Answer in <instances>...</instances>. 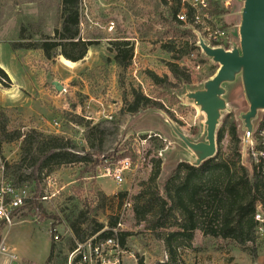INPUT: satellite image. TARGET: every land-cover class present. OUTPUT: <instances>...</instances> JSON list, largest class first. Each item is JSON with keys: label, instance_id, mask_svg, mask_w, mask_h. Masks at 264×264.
<instances>
[{"label": "rangeland", "instance_id": "374dc122", "mask_svg": "<svg viewBox=\"0 0 264 264\" xmlns=\"http://www.w3.org/2000/svg\"><path fill=\"white\" fill-rule=\"evenodd\" d=\"M209 1L216 20L215 29L224 31L223 42L228 41L229 46L238 45L242 1ZM58 11L59 0H0V38L18 40L22 26L24 34L29 35L31 41L38 40L40 33L52 35L54 27H58ZM168 12L161 0H82L81 33L97 41V44L90 46L85 58L70 63L61 55L46 59L36 50L16 51L24 68L31 71L42 89L29 90L34 95L37 112L26 113L18 107L5 110L12 126H32L44 132L73 137L80 153L88 150L83 129L70 123L65 112H74L101 124L110 135H107L104 143L105 156L99 157L103 164H98L94 171L71 165L45 176L40 182L38 193L42 190L45 194L47 177L56 180L59 193H62L58 203L37 201L22 209L12 224H0V236H6L7 246L19 257L18 263L13 264H46L52 244L54 250L50 263L63 264L62 260L66 257L67 264L74 238L67 217L81 209H88L89 217L101 223H107L109 215L119 213L120 230L131 233L124 246L123 264H138L140 258L143 264H156L167 259L161 242L145 229V224H135L130 199L117 206L119 200L114 195L118 191H127L128 197L137 194L141 183L149 177L154 158L161 160L156 179L159 189H162L163 182L176 164L185 161L187 149L172 133L165 118L190 140L198 142L204 139L205 115L184 94L200 87L203 82L200 78L211 67L216 71L218 64L206 57L198 46V50H188V45L193 41L189 32L195 34L197 43L196 27L176 26ZM198 30L202 33L201 29ZM173 34L182 36L175 39ZM119 37L129 40L133 46V56L125 70L113 61V52L108 50L111 46L108 40ZM169 63L179 65L191 80L178 82L174 79L167 68ZM147 71H154L159 76L168 75L170 83H151ZM50 80L58 81L63 85V90L57 92L51 89L47 83ZM131 84L161 103L163 110L148 107L134 114H122L124 93L128 94ZM24 95L31 96L29 93ZM225 98L227 109L222 113L220 124L223 119L233 118L240 136L239 114L248 108L240 78L227 85ZM53 121H57L59 126L55 127ZM150 135L152 138H147ZM221 146L222 155L228 157L227 137ZM129 147L138 148L142 159L137 169L132 167L133 171L124 174L125 180L118 186L110 176L103 175L104 169L123 159L132 162L131 154L136 155V152L132 153ZM157 152H161V156ZM0 153L8 162L17 159L18 142L1 143ZM241 163L250 169L246 157H241ZM27 187L30 192L34 189ZM98 191L104 192L109 199H115L111 203L105 200L98 207ZM195 233L191 248L178 250L180 264H264V239L256 238L243 250L232 241L204 238L198 230ZM199 248L202 250L197 251ZM211 257H214L213 261ZM6 263L7 260L0 256V264Z\"/></svg>", "mask_w": 264, "mask_h": 264}, {"label": "trees", "instance_id": "16d2710c", "mask_svg": "<svg viewBox=\"0 0 264 264\" xmlns=\"http://www.w3.org/2000/svg\"><path fill=\"white\" fill-rule=\"evenodd\" d=\"M81 2L82 0H59V23L58 27H54L52 35L40 33L38 40L31 41V37L24 34L25 29L22 26L18 40L10 43L12 50H36L46 59L61 55L72 62L82 60L89 47L97 44V41L81 33ZM161 2L167 7L169 18L176 26H193L194 10L191 7L186 6V19L180 21L177 14L182 8L181 1L161 0ZM188 34L193 39L188 45V50H198L195 45V34L192 31ZM172 36L180 39L182 34ZM108 42L111 44L108 50L113 52V61L125 70L133 56L132 43L124 37L109 39ZM167 68L178 82L191 80L190 75L180 69L179 65L169 63ZM146 73L151 83L157 85L170 83L166 74L159 76L154 71ZM214 73L215 69L211 67L200 80L203 81ZM0 83L1 86L5 85L4 88L10 85V79L2 68H0ZM130 87L128 94L124 93L123 106L120 110L122 114H134L148 107L163 110L161 103L144 94L140 87L134 88L132 84ZM64 114L70 123L83 129V139L88 150L80 153L74 138L70 136L44 132L32 126L27 129L25 125L12 126L8 113L0 106V149L3 142L19 144L18 158L7 162L6 174L15 185L34 188L31 197L21 210L40 201L43 192L41 190L38 193V187L45 176L71 165L84 166L85 169L94 171L98 164H103L99 157L105 156L103 148L107 135H110L108 129L80 114L74 112ZM225 137L229 142L228 157H224L221 153V144ZM216 141L217 152L212 158L199 166H192L185 161L178 162L163 182L162 189H159L156 183L161 160L154 158L149 177L141 183L142 187L137 194L128 197L127 191H118L114 195L119 200L117 206L129 198L135 224L144 223L145 229L154 239L161 242L167 259L156 264H180L177 257L178 250L191 248L197 230L204 238L229 240L243 250L246 249L247 244H252L256 240L253 214L256 204L264 207V183L256 173L241 163L240 136L233 118L223 119L217 129ZM130 151L133 153L131 148ZM131 157L132 163L137 161L134 153ZM60 195L62 193H58L49 201L58 203ZM96 196L98 207L105 200L109 203L113 202L114 198L109 199L102 191H98ZM89 216L88 209H81L71 217H67L74 236L70 251L73 250L76 242H82L96 233H99L100 238L111 236L112 229L120 223L119 213L109 215L107 223L97 222ZM118 232L120 243L125 246L126 239L131 233L119 228ZM53 250L52 244L46 264H51ZM200 250L202 249H197ZM62 262L66 264V257ZM138 264H143L142 258L139 259Z\"/></svg>", "mask_w": 264, "mask_h": 264}, {"label": "water", "instance_id": "95a60500", "mask_svg": "<svg viewBox=\"0 0 264 264\" xmlns=\"http://www.w3.org/2000/svg\"><path fill=\"white\" fill-rule=\"evenodd\" d=\"M239 42L230 49L208 44L197 34L201 52L218 64L215 73L203 80L201 86L184 94L205 115L203 141L190 140L173 122L165 118L172 133L186 147L185 161L199 166L216 154V134L222 113L227 109V85L241 80L248 108L239 114L241 130H251L253 121L264 110V0H240ZM49 84L57 92L63 90L56 80Z\"/></svg>", "mask_w": 264, "mask_h": 264}, {"label": "built area", "instance_id": "2783aa9c", "mask_svg": "<svg viewBox=\"0 0 264 264\" xmlns=\"http://www.w3.org/2000/svg\"><path fill=\"white\" fill-rule=\"evenodd\" d=\"M167 1L170 2L171 0ZM180 1L182 8L177 14L180 21L186 19V6L191 7L194 10L192 24L197 29L195 32L212 46H220L225 49L231 48L227 44L228 41L223 42L224 31L215 29L216 20L211 12L209 0ZM198 29H201L202 33ZM53 125L58 127L59 123L53 121ZM156 136L160 137V135ZM147 138H152V136L150 135ZM132 151L136 152V155L138 154L136 164L132 163L130 159H123L116 164L106 166L104 169L105 173L103 175L110 176L118 186L124 182L126 172L133 171L132 167L135 169L139 167L142 159V157H139L141 153L138 148H133ZM239 152L241 157H246L250 169L264 183V110L258 113L251 130L241 131ZM157 154L161 156V152H157ZM7 162V159L0 153V224L2 225L12 224L21 208L31 197V192L26 185H15L8 178L6 174ZM46 190H44L45 194L40 196L41 201H49L59 193L60 187L51 176L46 179ZM253 219L256 238L264 239V207L261 204L255 205ZM120 227L121 223H118L117 227L112 229L111 236L100 238L98 237L99 233H96L82 242H76L73 250L68 253L67 264H123L125 250L120 243L118 232ZM0 256L7 260L6 264L18 263L19 260L17 253L7 246L6 236L3 235L0 236Z\"/></svg>", "mask_w": 264, "mask_h": 264}, {"label": "crops", "instance_id": "0c3cea01", "mask_svg": "<svg viewBox=\"0 0 264 264\" xmlns=\"http://www.w3.org/2000/svg\"><path fill=\"white\" fill-rule=\"evenodd\" d=\"M11 42L13 41L0 38V68L6 72L10 79V85L8 88H4L0 84V106H2L5 110H11L12 108L18 107L26 113H31L32 111L37 112L34 95H31L29 90L38 91L42 88L38 85V82L33 77L31 71L24 68L22 62L19 60L20 58L18 57V53L13 51L10 45H7ZM89 50L90 47L87 53ZM69 62L76 63L72 61ZM47 83L49 87H52L49 82ZM25 93H29L31 96L24 95ZM211 259V261H213L214 257H211Z\"/></svg>", "mask_w": 264, "mask_h": 264}]
</instances>
